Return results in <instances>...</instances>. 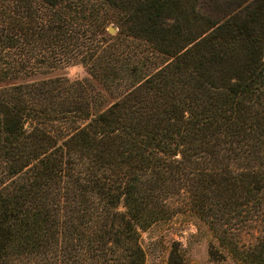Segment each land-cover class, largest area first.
I'll list each match as a JSON object with an SVG mask.
<instances>
[{"label": "trees", "instance_id": "1", "mask_svg": "<svg viewBox=\"0 0 264 264\" xmlns=\"http://www.w3.org/2000/svg\"><path fill=\"white\" fill-rule=\"evenodd\" d=\"M127 39L166 61L139 76ZM178 206L264 264V0H0V264H144Z\"/></svg>", "mask_w": 264, "mask_h": 264}, {"label": "rangeland", "instance_id": "2", "mask_svg": "<svg viewBox=\"0 0 264 264\" xmlns=\"http://www.w3.org/2000/svg\"><path fill=\"white\" fill-rule=\"evenodd\" d=\"M99 12L107 18L106 28L102 32L103 36H100L106 40L107 38H110L109 40L117 38L119 36L117 13L105 8ZM110 28H113L114 31L110 32ZM119 43L120 50L125 49L138 55V58L133 59L132 64H137L139 76L149 74L166 61L161 56L151 54L148 46L141 41L127 39ZM124 64V60L118 64L122 67L119 78L125 75ZM50 78H65L74 82L90 77L82 65L73 63L58 68L46 66L37 73L28 75L15 83H32ZM96 81L95 91L99 92L102 99L105 98L103 101L100 99L101 105L105 104L104 101H106V105L110 104L121 92L114 89L107 90L103 86L102 79ZM93 106L95 108V105ZM99 107L100 101H97V109ZM177 208L179 210L170 219L157 222L140 231V245L145 254L144 264H168L171 253L179 256L183 264H246L238 255H233L222 247L215 234L195 213L189 211L188 207L178 206ZM239 237L242 245L247 246L251 241H254L251 230H244ZM240 248L242 249V246Z\"/></svg>", "mask_w": 264, "mask_h": 264}, {"label": "water", "instance_id": "3", "mask_svg": "<svg viewBox=\"0 0 264 264\" xmlns=\"http://www.w3.org/2000/svg\"><path fill=\"white\" fill-rule=\"evenodd\" d=\"M114 31V29L113 28H110V32H113Z\"/></svg>", "mask_w": 264, "mask_h": 264}]
</instances>
